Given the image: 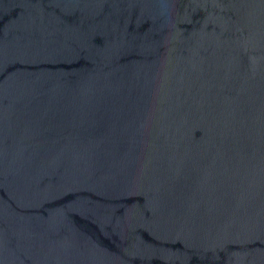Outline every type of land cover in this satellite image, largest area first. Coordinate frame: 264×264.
Masks as SVG:
<instances>
[{"label": "water", "instance_id": "water-1", "mask_svg": "<svg viewBox=\"0 0 264 264\" xmlns=\"http://www.w3.org/2000/svg\"><path fill=\"white\" fill-rule=\"evenodd\" d=\"M0 264H264V0H0Z\"/></svg>", "mask_w": 264, "mask_h": 264}]
</instances>
